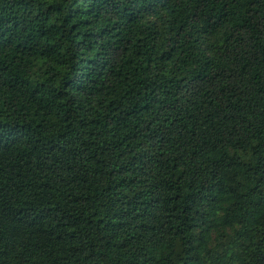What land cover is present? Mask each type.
<instances>
[{"label": "trees", "instance_id": "1", "mask_svg": "<svg viewBox=\"0 0 264 264\" xmlns=\"http://www.w3.org/2000/svg\"><path fill=\"white\" fill-rule=\"evenodd\" d=\"M0 264H264V0H0Z\"/></svg>", "mask_w": 264, "mask_h": 264}]
</instances>
